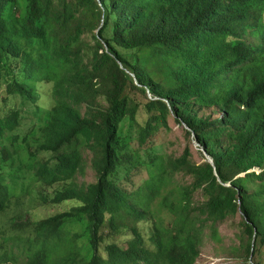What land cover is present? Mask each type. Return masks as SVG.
<instances>
[{
	"label": "trees",
	"instance_id": "obj_1",
	"mask_svg": "<svg viewBox=\"0 0 264 264\" xmlns=\"http://www.w3.org/2000/svg\"><path fill=\"white\" fill-rule=\"evenodd\" d=\"M218 1L0 0V89L5 85L11 98L35 103L34 84L47 81L54 85L56 101L21 142L11 135L19 127L20 111L0 116V209L10 194L6 176L69 181L81 171L84 152H90L97 182L73 183L61 199L77 200L79 206L36 226L46 245L67 222L83 223L85 243L67 264H138L156 253L163 262L157 258L149 264H192L204 230L219 242L217 226L238 214L247 238L241 249L248 257L255 240L248 264H264L258 258L264 252V90L246 89L225 63L229 55L248 50L242 40L202 52L191 39L207 34ZM236 1L241 9L227 20V35L241 38L264 27V0ZM129 88L142 94L148 89L159 98L146 103L144 126ZM102 100L104 105L97 103ZM203 108H217L224 119L200 116ZM171 114L187 125L189 137L194 133L215 168L191 163L188 150L172 160L148 145ZM40 151L55 156L54 167ZM139 167L149 178L129 194L118 182ZM255 169L261 173L248 174ZM180 172L191 176V186L173 185ZM198 192L204 201L194 203ZM143 220L156 253L145 246L136 226ZM105 226L130 228L132 235L127 248L109 244L106 258L101 251Z\"/></svg>",
	"mask_w": 264,
	"mask_h": 264
},
{
	"label": "rangeland",
	"instance_id": "obj_2",
	"mask_svg": "<svg viewBox=\"0 0 264 264\" xmlns=\"http://www.w3.org/2000/svg\"><path fill=\"white\" fill-rule=\"evenodd\" d=\"M85 40L92 41L91 36H86ZM136 85V82H135ZM39 97L36 104H25L22 106V110L25 116L22 134L29 131L33 124L37 121L36 114L43 115L44 109L50 108L54 104L52 97L53 83L40 82L35 84ZM137 87H140L136 85ZM130 96L135 102L139 104V110L137 113V120L141 126H144L149 118L145 110V105L151 100L152 96L147 92L142 94L135 89H128ZM102 105L105 102L98 101ZM11 107L19 108V102L14 101L5 102L3 100V94H0V114ZM40 111V113H39ZM84 114L85 107L81 108ZM199 115L202 117H211L213 120L221 119V113L217 108H203L199 110ZM137 146V143L134 144ZM150 145H155L160 148V154L167 159H178L182 157L188 150L190 153L189 161L196 165H202L206 162L205 156L202 153V148L197 147L194 137L187 135L186 128L176 122V117L171 114L167 119V127H161L154 137L151 139ZM143 154V152H141ZM49 158L50 155H43ZM149 178V173L145 168L139 167L128 175H123L118 184L119 186L129 194L135 193ZM97 182V175L92 168V155L85 151L83 154L82 169L78 172L72 180L68 183H74L76 185H90ZM25 183L27 190H24L22 184ZM193 179L185 172L177 173L173 180V185L178 186H191ZM64 183L55 185L52 189H44L38 183L31 182L29 180L19 181L18 184L13 185L12 188V206L9 211L1 216V227L7 235L21 236V239H11L5 245V249L12 251L17 257L11 258V264H28V260L31 258L35 248V243L31 242V239L36 238V232L34 226L37 222L55 216L57 214L69 211L78 203L74 200L66 201L62 204H52V196L55 189H62ZM204 197L201 192H198L193 197L194 203L203 202ZM166 220H170L169 216L164 213ZM243 218L241 214H238L234 218H229L226 222L219 224L217 230L220 234L221 241H213L210 238V229H205L202 236L203 244L201 246L200 255L196 264H248L249 257L245 253L244 249H241L243 245L247 244V238L243 237L241 230V224ZM133 224L131 219L126 221V225L130 227ZM141 234H144L145 246L149 250H155V246L150 241V233L148 231L149 224L146 221H140L136 225ZM103 241L101 243V251L103 256L108 255L107 247L109 244L116 243L123 248H127L128 240L132 237L130 228L126 229H110L105 226L101 230ZM80 235H85V227L83 223L68 225L66 228L61 229L59 235L54 239L48 240L47 244L51 251H40V261L43 264H52L56 261H62L64 255L61 251H57V248H53V244L57 242L61 248H66L67 244L73 243V248L77 249L81 246ZM242 237V238H241ZM241 238V239H240ZM41 246V244H40ZM233 249H237L233 252ZM56 250V251H55ZM260 258L264 262V252L261 253ZM256 257V260L258 259Z\"/></svg>",
	"mask_w": 264,
	"mask_h": 264
},
{
	"label": "clouds",
	"instance_id": "obj_3",
	"mask_svg": "<svg viewBox=\"0 0 264 264\" xmlns=\"http://www.w3.org/2000/svg\"><path fill=\"white\" fill-rule=\"evenodd\" d=\"M214 8H215V9H213L214 10V21L212 22L207 34L196 36V37H193L191 39L198 43L199 48L202 52L203 51L206 52L208 50H211L214 47H217L223 43H231V42H235L239 39L242 40V42H244V44L246 45L248 50H245L244 52H242L238 55L237 54L229 55L226 58L225 63L227 65V67L230 69V74L231 75L237 74L239 76L240 83L243 84L246 89H251L255 92L256 91L261 92L262 90H264V27L262 25H260V29L258 30V32H256L255 34H252V32L242 34L241 38H238L237 36H234V35H227V27H228L227 20L233 19L232 15L236 11L241 9L240 4L236 0H219L217 5ZM98 31L99 30L96 31V34H98ZM209 35H213L214 39L210 40ZM120 67H121V65H120ZM19 68L22 69L21 63H19ZM26 69L27 68H25V70ZM121 69H123V68H121ZM25 70H23V71H25ZM127 73H129L131 75V77L134 78V82H137V80L133 74H131L128 71H127ZM40 82L48 83L47 81H39L36 83H40ZM35 84H34V87L36 89ZM53 87H54V85H53ZM140 87H141V85H140ZM36 91H37V89H36ZM146 92L149 95H151V93L148 89H146ZM0 94H3V100L5 102H10V103L11 102L13 103L14 101L19 102V108L11 107V108L5 110L3 112V114H1L0 116H3L6 112L12 110L13 108L20 111L21 119H20L19 127L11 135L18 137L20 142H21L26 136H28L30 133H33L34 131H36L39 128V126H40L39 118L42 115L36 114L37 121L33 124V127L29 131L22 134L21 129H22L23 122L25 119V116H24V113L22 110V106H24L25 104H29V103H23V101L20 98L13 99L10 96H8V94L6 92V86L5 85H3L1 87ZM37 97H39L38 91H37ZM52 97L54 100V104L50 108L44 109V111L49 110L53 106H55L56 101L54 99L53 92H52ZM151 100H159V98H153V96H152ZM162 101L165 102L168 105V107L170 108L169 102L167 100L162 99ZM36 102L32 103V104H36ZM257 102L260 106L262 105V102L258 97H257ZM82 107H85V109L87 111L86 105L81 106L80 111H81ZM86 111H85V113H86ZM42 113H43V111H42ZM81 113H82V111H81ZM85 113L84 114L82 113V115L84 116ZM221 116H222L221 119H224L223 113H221ZM218 120H220V119H217L216 121H218ZM181 125H183L187 131H190V129L187 127L186 124L181 123ZM7 134H9V133H7ZM192 137H194V133H192ZM194 139H195V137H194ZM195 144L197 145V147L202 148L196 140H195ZM204 152H205V150L202 149L203 155H204ZM40 153L43 157V161H45L46 163H49L50 167H54V165L56 164L55 156H52V153H48V152L40 151ZM45 154L50 155V157L49 158L44 157L43 155H45ZM205 163H207V162H205ZM213 168H215V166ZM252 173L260 174L261 171L259 169H255V170L249 172L248 174H252ZM216 175L217 174H215V176ZM6 177H7L6 183L9 186V193L10 194L6 195L4 207L0 209V218L7 211L10 210V208L12 206V197H13L12 188H13V185L18 184L19 181H21V180L24 182L26 180H29L31 182L38 183L42 188L47 189V190L52 189L57 184L64 183V186L62 189H55L54 190L53 196H52V204L58 205V204H62L64 202H66V201L73 200L70 198L61 199V197H63L64 195H66L67 193L70 192L67 189L74 186L73 183H68L70 180L69 181L55 182L56 177L55 178L49 177L46 179L37 178L35 180L33 176L27 175L26 173L18 174L15 177H13V176H6ZM244 177H245V175H242L238 178H244ZM217 178H218V176H217ZM22 186H23L24 190H27L25 183H23ZM225 186L231 187V185H225ZM74 201H76L78 203L74 207L79 206L80 203L77 200H74ZM66 212H68V211H66ZM63 213H65V212H63ZM60 214H62V213H60ZM60 214H57V215H60ZM57 215H55V216H57ZM55 216L41 220L35 224L34 230L36 232V238L34 240L30 238L31 242L35 243L34 247H32L31 245H30V247L35 248V250H34L33 254L31 255V258L28 260V264H43L40 261V254H39L40 251H42V250L51 251V249L49 250L48 244L44 245V241L42 238H40V235L36 230V226L38 223L48 222L51 218H53ZM74 224H75V222L69 221L66 223L64 228H66L68 225H74ZM56 237H53V238L55 239ZM21 238L22 237L19 235H17V236L7 235L5 233V231L2 229L1 222H0V264H11V263H13V262H11L12 257L15 258L14 262L17 261V257L14 255V253L12 251L6 250L5 245L11 239H21ZM80 238H81V246L80 247H82L85 243V236L80 235ZM254 241L255 240L253 239L252 250H251V254L249 256V260H251L253 258ZM40 244H41V246H40ZM80 247H78L77 249H74L73 243H72V244H67L66 248H61V246L57 242H55L53 244V248H57V251H61L62 254L64 255V258L62 261H60V262L56 261L55 263H52V264H67L66 261L68 259H70ZM200 250H201V248H200ZM150 251H151V254H153V253L157 252V249L155 247V250H150ZM199 255H200V253H199ZM199 255H198V257H196L194 259L192 264H196V262L199 258ZM104 258H106V257L104 256ZM157 258H159L158 260L160 263L163 262L161 257H159V253H156V254L149 256V257H146V258H142V257L139 258L138 264H149L150 262L155 261ZM104 262H105L104 264H111V263H109L108 260H104Z\"/></svg>",
	"mask_w": 264,
	"mask_h": 264
},
{
	"label": "water",
	"instance_id": "obj_4",
	"mask_svg": "<svg viewBox=\"0 0 264 264\" xmlns=\"http://www.w3.org/2000/svg\"><path fill=\"white\" fill-rule=\"evenodd\" d=\"M121 65V64H120ZM121 68H123L122 67V65H121ZM136 85H138V86H140L139 84H138V82H136ZM204 156H205V159H206V162L208 163V164H210L212 167H214V163H213V160L204 152ZM216 177H217V175H216ZM224 187H226V188H230V186H225V185H223Z\"/></svg>",
	"mask_w": 264,
	"mask_h": 264
}]
</instances>
